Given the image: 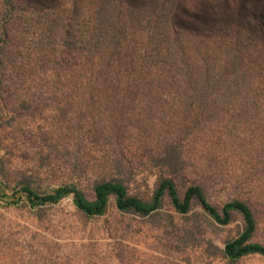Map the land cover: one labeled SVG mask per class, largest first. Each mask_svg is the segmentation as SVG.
<instances>
[{"label": "trees", "instance_id": "16d2710c", "mask_svg": "<svg viewBox=\"0 0 264 264\" xmlns=\"http://www.w3.org/2000/svg\"><path fill=\"white\" fill-rule=\"evenodd\" d=\"M0 118L21 133L15 143L43 138L67 155L73 146L99 156L92 200L74 184L41 194L16 183L7 201L24 200L39 228L65 197L83 220L104 217L112 201L139 226L160 221L155 230L177 252L190 244L214 264L264 259L255 240L264 231V0H0ZM139 165L156 175L149 200L128 193ZM216 186L232 198L210 202ZM2 215L0 264L181 261L140 260L117 228L115 243L89 238L58 253L41 231L19 242ZM236 220L237 236L214 245Z\"/></svg>", "mask_w": 264, "mask_h": 264}, {"label": "rangeland", "instance_id": "374dc122", "mask_svg": "<svg viewBox=\"0 0 264 264\" xmlns=\"http://www.w3.org/2000/svg\"><path fill=\"white\" fill-rule=\"evenodd\" d=\"M6 121L5 118H0V157L5 159L3 172L0 173V213L3 214L2 218L5 220V230L3 231H9L11 235L17 234L19 242H26L28 238L25 237L31 235L34 231H41L40 233L45 236L50 248L58 243L60 245L57 249L58 253H66L71 249H80V246H73V244L86 243L85 240L89 238L102 245L115 243L113 234L117 228L124 236L125 241L123 244L135 249L140 255V260L150 255L161 257L162 253L163 256L166 255L171 260L178 257L181 259V261H178L179 264L215 263L213 258H197L194 255L195 248H191L190 244L187 247L179 245L180 252L171 249V236H169L170 243H166L164 240L165 235L162 234L161 236L155 230V226L160 221L155 220L146 223L145 226H139L137 222L140 221L137 217L119 215L113 207L112 201H110V206L104 217L97 220L96 218L83 220L76 213L71 197H65L57 204L47 207V216L41 224V228H39L35 216L31 213L32 210L24 200L17 204L9 203L10 200L7 201V198L16 188V183L21 179H25L30 187L41 194L61 186L74 184L87 199L92 200L94 198V182L101 174L98 173L100 168L97 167L99 156L88 150V148V155L75 154L73 146H69L67 152L70 155H67L63 152L64 147H51L50 145L53 143L45 142L43 138H41L42 141L24 142L25 140L22 139L23 142L15 143L12 139L14 140V137L18 136L19 131L12 132L9 127L10 123ZM19 134L21 133L19 132ZM76 151L78 150L76 149ZM81 157L86 159V165L80 163ZM64 160H67L69 165L64 164ZM155 176L149 167L137 166L135 176L127 185L128 193L142 200H149L155 188ZM231 198L232 195L221 189V186L211 189L208 195L209 201L216 205H221ZM163 210L171 212L167 200L164 203ZM195 210L199 211L198 208ZM79 217L86 221V228L82 227L80 223L82 220ZM241 225L240 220H236L232 224L221 228L217 234H213V244L222 248L225 240L237 236ZM208 237L211 238L212 234H208L207 239ZM156 238L157 241L160 239L158 241L160 246L159 249L154 251L152 247L157 242ZM255 240L264 245L263 230L258 232ZM111 246L114 248L113 245ZM238 264H264V259L253 255L240 260Z\"/></svg>", "mask_w": 264, "mask_h": 264}]
</instances>
